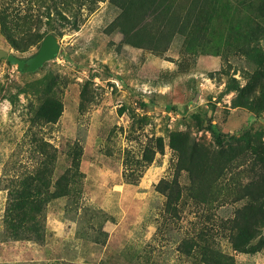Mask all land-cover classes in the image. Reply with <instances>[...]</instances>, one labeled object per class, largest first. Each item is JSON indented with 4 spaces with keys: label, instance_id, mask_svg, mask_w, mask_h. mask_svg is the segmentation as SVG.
Returning a JSON list of instances; mask_svg holds the SVG:
<instances>
[{
    "label": "rangeland",
    "instance_id": "rangeland-1",
    "mask_svg": "<svg viewBox=\"0 0 264 264\" xmlns=\"http://www.w3.org/2000/svg\"><path fill=\"white\" fill-rule=\"evenodd\" d=\"M60 1L55 6L54 0H0L13 37H26L30 26L36 29L25 19H49L50 33L61 45L59 54L34 72L0 59V264H190L201 256L188 251L185 242L193 238L231 256L234 264H264V245L254 254L239 252L221 229V220L242 203L227 188L248 181L253 153H240L215 182V200L195 197L186 171L178 178L182 193L176 210H167V197L158 190L161 181L175 183L172 131L188 130L201 143L220 146L194 115L212 120L227 138L224 146L234 142L233 135L249 131L253 151L264 147V109L232 105L239 88L257 73L258 54L242 53L234 41L219 53L197 54L187 49L183 34L158 54L124 41L128 29L112 0ZM57 11L72 23L64 25ZM237 21L244 31L253 26L244 13H236L220 17L218 31L227 32ZM251 45L264 50V33ZM39 48L17 49L0 31V49L22 59ZM46 96L61 101L60 117L33 121ZM160 136L164 152L157 151L148 163L147 146ZM239 143L245 145L243 137ZM79 149L75 169L71 154ZM43 169L52 191L68 174V193L43 205L39 236L12 238L6 223L11 192ZM227 192L231 196L224 198Z\"/></svg>",
    "mask_w": 264,
    "mask_h": 264
},
{
    "label": "trees",
    "instance_id": "trees-1",
    "mask_svg": "<svg viewBox=\"0 0 264 264\" xmlns=\"http://www.w3.org/2000/svg\"><path fill=\"white\" fill-rule=\"evenodd\" d=\"M112 1L121 8L120 21L128 29L124 41L134 46L150 48L158 54H164L174 36L183 34L187 49H192L197 54L219 53L222 46L232 44L233 41L235 47L242 53L252 57L258 54L259 68L255 76L253 75L252 81L243 89H240L238 85H230L228 89L239 88V93L232 100L234 107L244 106L255 109L259 106L264 109V50L251 45L257 40L260 32L264 33V0ZM54 3L55 6L57 3L63 4L60 0H54ZM70 4L65 8L69 10ZM236 13H244L245 19L253 26L244 31L242 23L237 21L227 27V32L221 34L218 31L217 21L220 17L229 19L230 15ZM56 14L59 15V20L63 21L64 25L72 23L66 14L59 11ZM7 16L5 10L0 11V31L7 36L14 47L20 50H27L33 45L40 46L44 37L53 30L49 19L44 22L42 18L36 21L29 17L25 19L26 23L35 22L36 29L33 30L30 26L28 35L17 39L12 36L15 32L12 33L13 28L10 26L12 21ZM44 23H47V28L41 30ZM14 24L20 29L19 20H14ZM49 89L53 90L51 86L47 87L48 91ZM257 91H260V95H257ZM34 111L33 121L55 122L61 115L62 103L55 97L46 96L40 100L39 106ZM194 116L202 128L211 131L220 146L213 149L198 141L188 130L171 132L169 146L178 158L175 183L167 184L166 181H161L158 184V190L167 197L166 208L167 210L178 208L176 200L182 193L178 178L182 171L188 173L191 179L189 189L193 191L192 194L195 197H202L199 199L201 201L215 200L218 195L214 193L215 182L233 164L240 153H253L255 158L248 181L237 187L227 188L228 192L234 194L233 199L242 203L235 209L232 217L221 220V229L227 233L226 236L235 250L249 254L257 253L264 245V147L253 151L249 131L240 136L233 135L234 142L224 146L227 138L216 131L212 120L209 118L206 123L200 115ZM240 137L245 140V145L236 144V140H240ZM164 148L163 138L161 136L154 138L147 146L144 160L150 163L154 159V154L157 151L163 153ZM80 155V149L71 154L75 169L79 166ZM46 168L49 169V167ZM47 169L40 170L34 177L25 178L21 183V188L11 192L6 211V223L12 238H27L32 236L33 232L39 236L42 232L39 229L38 215L41 214L43 205L49 199L68 193L69 175L64 173L60 178L63 185L59 180V189L52 191L50 188L54 185L51 177L46 173ZM228 192L225 196L223 194L224 198L231 196ZM29 232H31L30 235H27ZM185 244L188 245L189 252L198 251L201 254L200 257L195 255L196 258L190 264H234L231 256L209 243H201L193 238L192 242H185Z\"/></svg>",
    "mask_w": 264,
    "mask_h": 264
},
{
    "label": "water",
    "instance_id": "water-1",
    "mask_svg": "<svg viewBox=\"0 0 264 264\" xmlns=\"http://www.w3.org/2000/svg\"><path fill=\"white\" fill-rule=\"evenodd\" d=\"M59 39L52 33L47 34L41 42L39 50L27 60L22 59L4 49H0V59L7 57L10 63L18 66L21 71L34 72L47 61L54 59L60 52Z\"/></svg>",
    "mask_w": 264,
    "mask_h": 264
}]
</instances>
